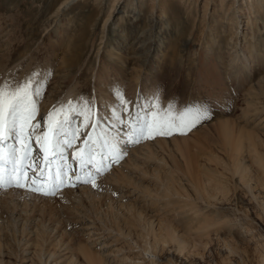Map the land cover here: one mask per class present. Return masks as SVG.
<instances>
[{
	"label": "rangeland",
	"instance_id": "374dc122",
	"mask_svg": "<svg viewBox=\"0 0 264 264\" xmlns=\"http://www.w3.org/2000/svg\"><path fill=\"white\" fill-rule=\"evenodd\" d=\"M66 1L0 0V80L15 85L41 74L33 85H43L39 132L54 108L82 98L111 130L118 88L131 113H143L158 88L162 108L179 115L206 105L211 116L184 134L121 143L151 155H131L125 167L124 155L105 161L110 169L96 187L74 177L56 196L34 193L28 206L19 199L15 214L13 201L0 198V264H87V255L95 264H264V0ZM78 110L68 113L80 126L67 150L71 177L72 151L91 131ZM117 131L128 139L123 124ZM237 143L238 173L224 148ZM116 174L117 183L106 179ZM82 187L89 191L73 193ZM203 187L210 197L198 195ZM166 224L182 247L155 253L150 225Z\"/></svg>",
	"mask_w": 264,
	"mask_h": 264
},
{
	"label": "snow or ice",
	"instance_id": "6c2138e0",
	"mask_svg": "<svg viewBox=\"0 0 264 264\" xmlns=\"http://www.w3.org/2000/svg\"><path fill=\"white\" fill-rule=\"evenodd\" d=\"M39 75L35 73L15 85L8 82L0 85V191L15 188L56 196L62 188L71 184L69 173L73 171V166L68 162L66 152L74 148L80 126L73 124L68 113L75 111L77 106L79 110L76 115L84 117V128L89 126L91 120V131L82 146L74 151L81 171L87 169L83 177L76 175L75 179L96 187L97 176L109 167L105 161L114 163L124 155L119 147L118 135H113L101 126L95 104L85 98L77 101V104L69 101L66 105L54 108L47 116L45 129L38 133L41 123L33 121L39 112L43 85H33L35 77ZM159 94L158 88L151 92L152 99L143 113L139 110L131 113L128 105L132 102L126 99L123 90L116 89L115 99L120 108L112 112L116 121L112 129L120 124L128 129L125 143L135 144L158 135L169 136L174 132L184 134L211 116L210 108L206 105L189 107L176 115L171 105L161 107ZM140 107L137 105L138 109ZM62 113L63 118H60ZM122 113H128V116L122 118ZM33 142L38 145V153Z\"/></svg>",
	"mask_w": 264,
	"mask_h": 264
},
{
	"label": "bare ground",
	"instance_id": "6f19581e",
	"mask_svg": "<svg viewBox=\"0 0 264 264\" xmlns=\"http://www.w3.org/2000/svg\"><path fill=\"white\" fill-rule=\"evenodd\" d=\"M73 1H76V0H68V1H66V4H69V3H71V2H73ZM119 3H121V1L119 2ZM236 8V10L237 11H240L241 9H240V7L239 6H237V4H235V3H233V4H231V6H230V9H232V10H234ZM63 9V8H62ZM229 9V10H230ZM239 53H240V50H236L235 51V57L237 58L238 56H239ZM232 60H235V58H233ZM240 65V64H239ZM6 67V64H4V65H2V67H0V72H4L5 71V68ZM244 67V66H243ZM7 76V75H6ZM5 76V77H6ZM3 77V76H2ZM2 77H1V79H2ZM4 78V77H3ZM5 79H7V77L5 78ZM11 79V78H10ZM3 80L4 79H2V80H0V85H2L4 82H3ZM8 80V79H7ZM10 82H12V80L11 81H9L8 83L9 84H11ZM13 83V82H12ZM12 85V84H11ZM66 96V95H65ZM62 98H64L63 96H62ZM68 98H69V96H68ZM65 99V98H64ZM97 99V98H96ZM57 106V105H56ZM58 106H59V104H58ZM109 119H111V118H109ZM83 120V119H82ZM112 121H114V119L112 120ZM112 123V122H111ZM77 125V124H76ZM108 130L113 134V135H118V138H119V140H121V142L119 143V147L122 149V152L123 151H127V150H130L131 152L130 153H126V154H124V156H127V161L124 163V165H121L122 167L124 166H127V163L129 164L128 166H130V165H132V163H133V159H132V157H131V155L132 156H134V157H136V159L137 160H141L142 158H143V156H146L148 153L151 155V151L150 150H148V149H146L145 150V152H142L141 154H142V156L141 157H139L138 155H137V152H136V149H133L132 147H131V149H128V146H126V148L124 147V144H121V143H125V141L127 140V139H125V137L122 135L123 134V132H118L117 131V128L116 129H114V130H110L109 128H108ZM40 131V129L38 130L37 129V132H39ZM120 131V130H119ZM123 131V130H122ZM122 135V136H121ZM128 138V137H127ZM78 146V145H77ZM241 145H239V143H237L236 145H234V144H232V145H229V144H226V146L224 147L225 148V152H226V154H228V159H230V157H231V159H230V161L232 160V165L233 164H235V163H238L237 165H236V168L234 169V171L236 172V173H238L239 171H240V154H241V147H240ZM123 147L125 148V149H123ZM74 151V150H73ZM72 151V154L74 153ZM71 154V155H72ZM229 155H231L230 157H229ZM120 159H122V158H120ZM227 159V160H228ZM259 160H260V164L262 165V167H263V170H264V164H263V156H259ZM119 161V160H118ZM229 161V160H228ZM75 168V167H74ZM79 168V170H81L80 169V167H79V163H78V167H77V169ZM108 169H110V166L108 167ZM107 169V170H108ZM93 170V169H92ZM114 170L116 171V172H118V170H119V167L118 168H114ZM94 171V170H93ZM121 172V171H120ZM170 172V171H169ZM172 173V172H171ZM244 173V172H243ZM54 174V173H53ZM80 175H83L82 173H79ZM173 174V173H172ZM101 175V174H100ZM191 177H197V176H195V174L194 173H190L189 174ZM76 176V175H75ZM157 177V176H156ZM169 177V176H168ZM170 178V177H169ZM107 180H110V181H112V182H115V183H117L118 182V179H119V177H118V175L116 174V175H114L113 177H111L110 175H108L107 176V178H106ZM157 180L161 183L162 182V184H161V186H165V180H167V178L166 179H164V177L163 176H161L160 174L158 175V177H157ZM172 180H174V179H172ZM168 183V182H167ZM74 184H76V183H74ZM170 184V183H169ZM168 186V185H167ZM72 187H74V186H72ZM76 187V186H75ZM72 188H70L69 190H71ZM89 190H88V188H86V187H82L81 189H79V190H74L73 191V193L74 192H80V194H78V195H83V194H86L87 192H88ZM163 191V190H162ZM166 191L168 192L169 190H168V188L166 189ZM151 192H153V191H151ZM201 192V193H200ZM200 192H198V195L199 196H201V197H205V196H207V197H210L209 196V193L207 192V188L206 187H203L201 190H200ZM68 194V193H67ZM147 194H148V192H147ZM36 195L34 194V193H30V192H28V191H25L24 189H15V188H13V189H9V190H7V191H0V198L1 199H4L5 201L6 200H8V199H10L11 201H13V203H14V208H13V210H12V214H15L16 212L17 213H19L21 210L20 209H18V207H15V202H18V200L19 199H21L22 200V202H23V204L24 205H27L28 206V204H29V202L30 201H32V199H34L35 198V200L34 201H36V197H35ZM199 196H197V198H199V199H202V200H204L203 198H201V197H199ZM3 201V200H2ZM6 203V202H5ZM12 205V204H11ZM4 206H6V205H4ZM22 207V206H21ZM25 207V206H24ZM22 209V208H21ZM30 209V208H29ZM10 210V209H9ZM8 212V211H7ZM23 212V211H22ZM29 212V211H28ZM1 213V212H0ZM197 213V212H196ZM25 213L23 212L22 213V215H24ZM27 214V213H26ZM21 215V214H20ZM28 215V214H27ZM138 216V215H137ZM197 216H199V214L197 213L196 214V217ZM26 218V217H25ZM0 219H1V217H0ZM17 220V219H16ZM23 220V219H22ZM141 220V219H140ZM25 221V220H24ZM27 223V222H26ZM15 224V223H14ZM164 227V228H163ZM160 228V227H159ZM150 231H151V233H152V235H153V239H154V247H155V253H157V251L160 249V248H163V247H165V246H167V244H170V243H174V244H177L179 247H182L181 245H179V244H182L181 243V239L179 238V236L178 235H176V231L173 229V228H171L170 227V225L169 224H166L165 226H162L161 227V229L160 230H157V229H155L153 226H151L150 225ZM17 232V231H16ZM165 232V234H163ZM165 235V236H164ZM149 240V239H148ZM145 244L147 245V243L145 242ZM150 244L151 243H149V246H150ZM1 245V244H0ZM227 247H229V246H227ZM163 250V249H162ZM84 252H85V250H83ZM145 252V256L146 255H151L150 254V252H149V250H145L144 251ZM86 253V252H85ZM87 254V253H86ZM51 255H54V254H51ZM83 255V254H82ZM48 256V255H47ZM51 257L52 256H48L47 258H48V260H51ZM152 259H154L155 258V256L153 255V256H150ZM264 259V258H263ZM86 262H87V264H95V259H93L92 258V256H89V255H87L86 256ZM47 263V262H46ZM133 263H135V262H133ZM98 264H102V262L100 261ZM136 264H139V263H136ZM263 264V263H262Z\"/></svg>",
	"mask_w": 264,
	"mask_h": 264
}]
</instances>
